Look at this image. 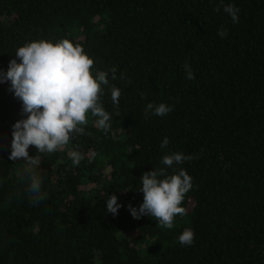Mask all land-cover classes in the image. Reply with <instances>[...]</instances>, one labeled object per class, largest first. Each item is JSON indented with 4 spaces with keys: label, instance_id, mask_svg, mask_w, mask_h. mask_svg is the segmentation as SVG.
<instances>
[{
    "label": "trees",
    "instance_id": "trees-1",
    "mask_svg": "<svg viewBox=\"0 0 264 264\" xmlns=\"http://www.w3.org/2000/svg\"><path fill=\"white\" fill-rule=\"evenodd\" d=\"M65 38L108 74L99 102L111 127L89 114L58 151L30 146L37 197L30 166L10 159L22 102L0 83V264H264V0H0V69L26 43ZM149 103L173 110L146 114ZM177 152L191 157L174 164L192 177L185 213L172 229L134 218L140 178ZM109 194L123 205L116 215ZM186 229L190 246L178 239Z\"/></svg>",
    "mask_w": 264,
    "mask_h": 264
},
{
    "label": "clouds",
    "instance_id": "clouds-1",
    "mask_svg": "<svg viewBox=\"0 0 264 264\" xmlns=\"http://www.w3.org/2000/svg\"><path fill=\"white\" fill-rule=\"evenodd\" d=\"M219 10V9H217ZM224 12L231 16L234 23L239 21V8L228 4ZM221 37L226 31L219 32ZM94 58L90 57L81 45L74 44L70 39L31 41L19 47L15 58L9 62L8 69H0V83L10 82V91L22 102V112L25 118L18 120L13 126L10 159L23 158L30 167L29 191L41 196L42 180L35 173L41 166V160L35 155H29V147L35 146L39 153H53L69 144L73 134H82L84 125L88 123L89 114L96 118L101 129L111 127V114L99 102L103 94L102 86L109 84L108 74L92 71ZM186 79H195L189 64H185ZM115 79V74L112 76ZM121 90L112 87L111 99L119 104ZM173 109L166 103H149L145 113L155 116H165ZM169 139L165 137L161 143L166 148ZM70 158L79 165L84 158L79 151H72ZM191 159L182 153L165 155L161 161L165 167L154 168L140 178V191L144 198L139 208L128 206L131 215L140 219L147 215L155 218L162 228L172 229L174 218L185 213L182 202L193 187L192 177L178 165ZM168 168L173 173L168 174ZM123 205L119 197L109 194L106 210L118 214ZM194 232L186 229L179 236L181 245L190 246L194 242Z\"/></svg>",
    "mask_w": 264,
    "mask_h": 264
}]
</instances>
